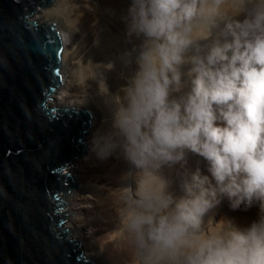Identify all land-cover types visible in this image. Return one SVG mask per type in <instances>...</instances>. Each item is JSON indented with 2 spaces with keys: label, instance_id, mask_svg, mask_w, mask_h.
Wrapping results in <instances>:
<instances>
[{
  "label": "clouds",
  "instance_id": "obj_1",
  "mask_svg": "<svg viewBox=\"0 0 264 264\" xmlns=\"http://www.w3.org/2000/svg\"><path fill=\"white\" fill-rule=\"evenodd\" d=\"M125 83L89 152L129 168L118 193L125 264H264V0H129ZM111 67V65H110ZM204 158L170 190L187 152ZM258 204L244 226L209 212ZM208 216L207 221L205 217Z\"/></svg>",
  "mask_w": 264,
  "mask_h": 264
},
{
  "label": "water",
  "instance_id": "obj_2",
  "mask_svg": "<svg viewBox=\"0 0 264 264\" xmlns=\"http://www.w3.org/2000/svg\"><path fill=\"white\" fill-rule=\"evenodd\" d=\"M52 2L0 0V264H97L65 225L62 195L78 184L64 168L87 151L92 115L48 104L63 43L34 13Z\"/></svg>",
  "mask_w": 264,
  "mask_h": 264
},
{
  "label": "bare ground",
  "instance_id": "obj_3",
  "mask_svg": "<svg viewBox=\"0 0 264 264\" xmlns=\"http://www.w3.org/2000/svg\"><path fill=\"white\" fill-rule=\"evenodd\" d=\"M129 0H53L39 8L34 17L38 21L56 22L63 48L61 52L62 83L51 94L48 104L52 107L86 109L92 115L90 127L83 131L87 151L66 162L64 172L71 173L78 187L63 193L68 215L65 224L69 238L80 241L85 257L97 264H125V255L119 241L118 193L122 186V175L129 165L119 156L97 160L88 150L89 138L95 128L107 116L106 97L100 94L104 85L109 92H116L125 83L122 78L131 71L122 63V54L138 44L129 42L125 35V24L121 16ZM111 65V67H110ZM75 155L77 152L74 153ZM199 169L208 175L206 161L196 153L188 151L186 163L177 164L172 171L170 190L182 195V178L190 179ZM68 195V196H67ZM258 204L245 209L229 207L227 198L212 209L208 216L214 221L232 218L238 226H244L257 217ZM208 216L205 217L207 221Z\"/></svg>",
  "mask_w": 264,
  "mask_h": 264
},
{
  "label": "snow or ice",
  "instance_id": "obj_4",
  "mask_svg": "<svg viewBox=\"0 0 264 264\" xmlns=\"http://www.w3.org/2000/svg\"><path fill=\"white\" fill-rule=\"evenodd\" d=\"M50 51H54V50H50ZM56 75H59V72L58 71L56 72ZM59 170L60 169H57L56 171H59ZM69 178H71L70 175H69ZM65 183H67V181H65ZM56 199H57V201L59 203V197L58 196L56 197ZM63 223H64V221L61 220V224H63ZM78 259H83V257H78Z\"/></svg>",
  "mask_w": 264,
  "mask_h": 264
},
{
  "label": "rangeland",
  "instance_id": "obj_5",
  "mask_svg": "<svg viewBox=\"0 0 264 264\" xmlns=\"http://www.w3.org/2000/svg\"><path fill=\"white\" fill-rule=\"evenodd\" d=\"M66 225V224H65Z\"/></svg>",
  "mask_w": 264,
  "mask_h": 264
}]
</instances>
